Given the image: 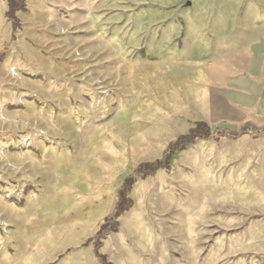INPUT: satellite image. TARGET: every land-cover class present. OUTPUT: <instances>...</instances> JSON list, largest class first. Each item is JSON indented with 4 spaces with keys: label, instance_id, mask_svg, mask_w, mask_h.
Listing matches in <instances>:
<instances>
[{
    "label": "rangeland",
    "instance_id": "rangeland-1",
    "mask_svg": "<svg viewBox=\"0 0 264 264\" xmlns=\"http://www.w3.org/2000/svg\"><path fill=\"white\" fill-rule=\"evenodd\" d=\"M24 5L0 0V264H264V136L190 137L264 130V0Z\"/></svg>",
    "mask_w": 264,
    "mask_h": 264
},
{
    "label": "trees",
    "instance_id": "trees-1",
    "mask_svg": "<svg viewBox=\"0 0 264 264\" xmlns=\"http://www.w3.org/2000/svg\"><path fill=\"white\" fill-rule=\"evenodd\" d=\"M24 1L25 0H11L12 9L14 8L13 10H18V12L24 10ZM223 123L225 124V122H222L220 123V125H223ZM242 135L251 137L264 136V130L257 131L252 128H246L242 124L237 125L236 128L229 129L213 127L211 125H208L206 122H199L190 132V137L192 139L201 140H218L223 136L230 137L232 139H238ZM180 145H182V143L179 141L171 144L167 151V157H165L163 160L155 162L154 164H143L131 172V177L128 178L124 184H122L121 189L117 195L119 200L116 204L113 214L111 215V217L106 219L105 223L102 225L100 231L97 234L99 240H104L110 233H117L119 231V218L123 216L124 213L129 211L133 206L132 200L128 198L132 185H134L141 179H146L147 177L154 176L157 172L169 168L171 166L170 161L172 159V156L176 154L177 151L181 150ZM98 248H101L100 244L97 249ZM96 255L99 260H102V258H104L99 253H97Z\"/></svg>",
    "mask_w": 264,
    "mask_h": 264
},
{
    "label": "water",
    "instance_id": "water-1",
    "mask_svg": "<svg viewBox=\"0 0 264 264\" xmlns=\"http://www.w3.org/2000/svg\"><path fill=\"white\" fill-rule=\"evenodd\" d=\"M191 6V3L189 2L188 4H187V7H190Z\"/></svg>",
    "mask_w": 264,
    "mask_h": 264
}]
</instances>
